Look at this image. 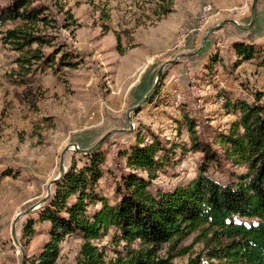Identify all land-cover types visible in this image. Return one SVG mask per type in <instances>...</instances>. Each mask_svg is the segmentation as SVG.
I'll list each match as a JSON object with an SVG mask.
<instances>
[{
	"label": "rangeland",
	"instance_id": "1",
	"mask_svg": "<svg viewBox=\"0 0 264 264\" xmlns=\"http://www.w3.org/2000/svg\"><path fill=\"white\" fill-rule=\"evenodd\" d=\"M13 1L0 0V13ZM32 1L45 7L40 15L45 20L7 19L0 24V264H21L12 221L17 212L45 196L66 145L89 148L111 132L97 149L104 155L98 190L113 201L115 180L121 170H128L124 152L137 141L157 136L167 148L176 146L152 183L171 189L193 179L201 165L202 153L191 149L188 120L199 139L221 154L214 137L227 132L237 118L226 102L264 103V0H257L249 27L252 0ZM207 3L212 8L202 16ZM226 19L244 28L225 23L210 31L200 48L206 32ZM15 28L48 41L18 49L5 37ZM235 42L254 44L257 56L241 59ZM59 56L68 61L50 67L48 62L52 58L58 62ZM169 60L173 61L164 67L152 95L131 111L153 85L158 68ZM83 155L69 149L67 169L73 162L80 167L86 160ZM6 170L11 174L4 175ZM243 170L223 159L217 166L210 164L208 173L228 183L235 179L232 172ZM41 208L16 223L25 264L48 239L47 225L41 222L34 224L33 234L23 235V225L36 219ZM112 233L110 229L92 241L106 248L107 257L114 256L113 248L121 249V244L110 242ZM195 236L181 243L190 246L189 255L203 250ZM81 244L78 235L67 236L55 264H75ZM189 255L174 261L184 263Z\"/></svg>",
	"mask_w": 264,
	"mask_h": 264
},
{
	"label": "trees",
	"instance_id": "2",
	"mask_svg": "<svg viewBox=\"0 0 264 264\" xmlns=\"http://www.w3.org/2000/svg\"><path fill=\"white\" fill-rule=\"evenodd\" d=\"M44 10L32 0H14L0 13V24L7 19L43 21ZM5 37L16 42L18 49L48 41L19 28L7 30ZM234 48L243 60L258 53L251 43L235 42ZM67 59L59 56L55 62L52 58L48 65L54 68ZM225 107L237 118L227 132L214 137L221 154L199 139L194 123L188 120L191 149L200 151L202 160L197 175L185 184L171 189L153 185L157 171L169 164L168 152L176 146L167 148L154 135L124 152L128 170H121L115 180L113 201L98 190L104 173L100 151L84 154L86 160L80 167L71 163L38 217L23 225L24 236L34 233L37 222L47 225L48 239L28 264H55L61 242L71 235L82 239L75 264H264V103L236 99L228 100ZM223 159L244 168L238 174L232 172L235 179L228 183L208 173L210 164L217 166ZM10 174V170L4 172ZM110 229L112 245L121 244V249L113 248V257H107L104 246L92 242ZM194 233V242H202L203 250L189 255L190 246L181 243ZM187 254L184 263L174 261Z\"/></svg>",
	"mask_w": 264,
	"mask_h": 264
},
{
	"label": "water",
	"instance_id": "3",
	"mask_svg": "<svg viewBox=\"0 0 264 264\" xmlns=\"http://www.w3.org/2000/svg\"><path fill=\"white\" fill-rule=\"evenodd\" d=\"M256 2L257 0H252V3H251V6H250V23L248 25L251 26L254 19H255V15H256ZM225 23H231V24H234V25H237L238 27H242L237 21L233 20V19H226V20H223L222 22H220L219 24H217L215 27L211 28L210 30H208L205 34V36L203 37V42L200 46V48L203 46V43L206 39V35L210 32V31H214V30H217L219 29L222 25H224ZM246 27V26H245ZM247 28V27H246ZM173 60H169L165 63H163L159 68H158V71L156 73V77H155V80H154V83L153 85L151 86V88L147 91V93L145 94V96L142 98L141 102L135 106H133L131 108V111H135L137 109L140 108V106L142 104H144L148 98L152 95V93L154 92L155 90V87H156V84H157V81L164 69V67L168 64H170ZM111 132H107L106 134H104L93 146L89 147V148H80L76 143H71V144H68L66 145L63 150L61 151L60 153V157H59V163H58V173L57 175L52 178L47 186H46V193H45V196L41 199H39L36 203H34L33 205L29 206L28 208L24 209V210H21L19 212L16 213V215L14 216V219L12 221V226H11V235H12V238H13V241L16 243V245L18 246V249L21 253V256H22V259H21V264H25V253H24V250H23V247L21 246L17 236H16V223L17 221L19 220V218L21 216H23L24 214L28 213V212H31L32 210L34 209H37L41 206L44 205V203L50 198L51 194H52V186L55 185L57 182H59L66 170H67V167H66V164H65V154L66 152L69 150V149H73L75 150L76 152L80 153V154H88V153H91L95 150H97L102 144L103 142L106 140V138L110 135Z\"/></svg>",
	"mask_w": 264,
	"mask_h": 264
},
{
	"label": "built area",
	"instance_id": "4",
	"mask_svg": "<svg viewBox=\"0 0 264 264\" xmlns=\"http://www.w3.org/2000/svg\"><path fill=\"white\" fill-rule=\"evenodd\" d=\"M211 8H212L211 4L209 3L204 4L202 7V13H203L202 16H205L206 14H208Z\"/></svg>",
	"mask_w": 264,
	"mask_h": 264
},
{
	"label": "bare ground",
	"instance_id": "5",
	"mask_svg": "<svg viewBox=\"0 0 264 264\" xmlns=\"http://www.w3.org/2000/svg\"><path fill=\"white\" fill-rule=\"evenodd\" d=\"M241 25V24H240ZM242 26V25H241ZM241 28H244V26H242Z\"/></svg>",
	"mask_w": 264,
	"mask_h": 264
}]
</instances>
